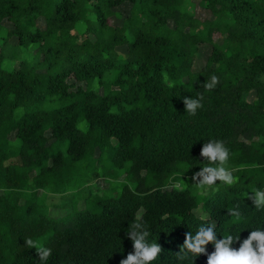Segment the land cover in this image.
Returning <instances> with one entry per match:
<instances>
[{
	"label": "trees",
	"instance_id": "1",
	"mask_svg": "<svg viewBox=\"0 0 264 264\" xmlns=\"http://www.w3.org/2000/svg\"><path fill=\"white\" fill-rule=\"evenodd\" d=\"M197 1L208 18L194 0H0V264H41L26 238L52 250L46 264H120L137 218L162 248L151 264H189L176 253L203 223L240 233L237 249L264 230L244 192L264 190V0ZM200 96L189 115L184 98ZM209 140L224 142L238 180L205 196L202 217L176 176L207 166ZM109 149L133 188L50 219L38 192L74 196L82 162Z\"/></svg>",
	"mask_w": 264,
	"mask_h": 264
},
{
	"label": "clouds",
	"instance_id": "2",
	"mask_svg": "<svg viewBox=\"0 0 264 264\" xmlns=\"http://www.w3.org/2000/svg\"><path fill=\"white\" fill-rule=\"evenodd\" d=\"M218 83L219 78L213 75L203 86L210 91ZM202 100L203 96L198 99L185 97L183 103L186 112L195 116L197 110L203 107ZM200 156L204 161H207V166L195 172L191 177L193 184L198 188L205 191H218L215 188L217 181L229 187L237 183L238 178L225 167L230 152L223 141L209 140L202 146ZM245 198L252 201L256 210H264V190L256 189L251 195L245 193ZM227 214L235 218L236 221L242 217L239 205L227 209ZM129 228L130 230L126 234L133 242L134 252L129 253L126 259L120 261V264H151L162 252L161 246L158 243H148L147 238L150 233L140 218L130 224ZM239 241L240 233L237 235L228 234L223 238H218L216 224L203 223L195 235L192 232L185 233L184 242L176 256L180 261H189V264H195L196 257L202 254L207 256V264H264V230L260 228L252 230L248 237L240 242L238 249L232 247L234 243ZM209 244H212L215 249L210 254L206 249ZM25 245L30 249H36L41 264H46L52 255L50 248L44 247L31 238L25 239Z\"/></svg>",
	"mask_w": 264,
	"mask_h": 264
},
{
	"label": "rangeland",
	"instance_id": "3",
	"mask_svg": "<svg viewBox=\"0 0 264 264\" xmlns=\"http://www.w3.org/2000/svg\"><path fill=\"white\" fill-rule=\"evenodd\" d=\"M195 5V15L196 17L204 20L208 18V12L203 10L197 0H194ZM32 50L30 49V54L28 56L29 64L32 63ZM26 56V55H25ZM27 58V56H26ZM79 128L84 129L83 124L80 123ZM111 150L106 151L100 160L97 162H82L83 168L80 173V182H83L84 186L80 188V191L74 196L71 193H58L52 194L46 190L38 192L34 201L37 205L43 207V211L50 219H61L64 218L71 210H88L97 207L96 200L102 199L104 197H117L124 186L132 189V182H130L125 173L124 168H117L112 166V160L110 157ZM193 174L187 173H177L176 179L177 184L181 189H187L193 196H195L197 201V209L199 216L204 217L206 212L203 209L205 196L213 191H205L198 188L191 177ZM236 177V176H235ZM77 181V184H81ZM238 185L241 189L247 190L249 181L242 182V179L238 181ZM218 186H226L217 182L215 188ZM229 187V186H226ZM247 193V191H244Z\"/></svg>",
	"mask_w": 264,
	"mask_h": 264
}]
</instances>
